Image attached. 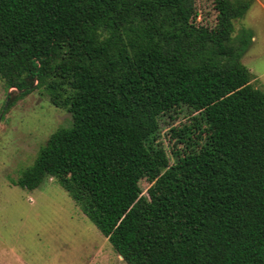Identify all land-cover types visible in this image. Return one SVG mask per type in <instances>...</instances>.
<instances>
[{"label":"trees","instance_id":"trees-1","mask_svg":"<svg viewBox=\"0 0 264 264\" xmlns=\"http://www.w3.org/2000/svg\"><path fill=\"white\" fill-rule=\"evenodd\" d=\"M211 1L212 27L195 0H0L4 112L42 91L71 116L15 185L54 179L125 264H264V88L233 36L255 0Z\"/></svg>","mask_w":264,"mask_h":264},{"label":"rangeland","instance_id":"rangeland-1","mask_svg":"<svg viewBox=\"0 0 264 264\" xmlns=\"http://www.w3.org/2000/svg\"><path fill=\"white\" fill-rule=\"evenodd\" d=\"M197 23L212 27L216 12L211 0H195ZM252 42L241 62L252 74L251 85L264 88V0H255L244 18L234 22ZM6 93L0 82V264H125L108 241L52 178L28 191L15 185L32 165L38 151L71 116L51 105L42 91H34L4 112ZM196 115L185 108L160 119L158 142L169 162L174 139L170 130L182 128ZM147 196L149 183L140 181Z\"/></svg>","mask_w":264,"mask_h":264}]
</instances>
